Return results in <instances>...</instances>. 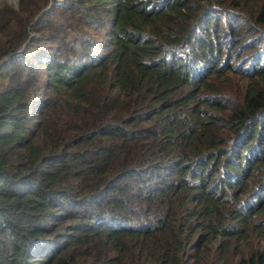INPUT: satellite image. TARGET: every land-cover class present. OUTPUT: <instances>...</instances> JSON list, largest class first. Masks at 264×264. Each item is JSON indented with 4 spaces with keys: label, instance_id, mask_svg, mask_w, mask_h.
Returning <instances> with one entry per match:
<instances>
[{
    "label": "trees",
    "instance_id": "1",
    "mask_svg": "<svg viewBox=\"0 0 264 264\" xmlns=\"http://www.w3.org/2000/svg\"><path fill=\"white\" fill-rule=\"evenodd\" d=\"M262 127L264 0L0 6V264H264Z\"/></svg>",
    "mask_w": 264,
    "mask_h": 264
},
{
    "label": "rangeland",
    "instance_id": "2",
    "mask_svg": "<svg viewBox=\"0 0 264 264\" xmlns=\"http://www.w3.org/2000/svg\"><path fill=\"white\" fill-rule=\"evenodd\" d=\"M18 1L19 0H0V6L6 5V4L16 6L18 4ZM81 14L82 12L79 13L78 15L74 14V16L77 17L74 23L78 21V19L81 17ZM74 16L69 15V14L66 15L65 17L66 22L71 21V19ZM228 23L229 22L227 21L225 17L221 18L218 21V31H215L211 36L212 37L215 36L216 39L220 38V40L218 41V45H217L218 48H216L214 45L212 46V48H213V53L216 56V59L217 60L220 59L219 65L222 68L226 69L228 64H231L232 66V69L221 72L222 74L221 78L232 81L236 85V84L245 83L246 80L247 81L249 80L247 73L245 72L251 69L250 65L252 62V52L258 48V46L254 45L255 41L258 42L257 40L258 35L256 34V30H253L251 27L244 28L245 23L239 22L234 27L236 34L232 36V33L228 34L230 31V28L228 27L225 28V25H227ZM79 25L80 24L74 27V31H72L70 34L75 35L78 32L82 31L83 25L81 26ZM238 31H239V34H238ZM219 34L220 36L218 37ZM95 36L97 37V39L100 38V35L97 32H95ZM42 43L45 44L44 46H48L49 40L44 39ZM225 63H228V64H225ZM212 76L213 77L218 76V74H213ZM262 128L264 130V127ZM262 134H263V141L261 142L262 146L260 147H264V131ZM256 142H258V139L255 140V142H253L251 146L249 147L246 153L247 160H251V159L256 158V156H259L260 148L253 147V145ZM249 150H251V157L248 156ZM256 170L262 176L264 173V163L261 169H256Z\"/></svg>",
    "mask_w": 264,
    "mask_h": 264
}]
</instances>
